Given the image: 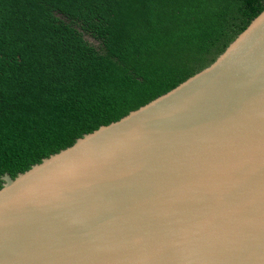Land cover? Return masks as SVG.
<instances>
[{"label":"water","instance_id":"1","mask_svg":"<svg viewBox=\"0 0 264 264\" xmlns=\"http://www.w3.org/2000/svg\"><path fill=\"white\" fill-rule=\"evenodd\" d=\"M0 180V264H264V8L206 67Z\"/></svg>","mask_w":264,"mask_h":264},{"label":"trees","instance_id":"2","mask_svg":"<svg viewBox=\"0 0 264 264\" xmlns=\"http://www.w3.org/2000/svg\"><path fill=\"white\" fill-rule=\"evenodd\" d=\"M263 8L264 0H0V177L175 87Z\"/></svg>","mask_w":264,"mask_h":264},{"label":"rangeland","instance_id":"3","mask_svg":"<svg viewBox=\"0 0 264 264\" xmlns=\"http://www.w3.org/2000/svg\"><path fill=\"white\" fill-rule=\"evenodd\" d=\"M84 39H85L88 43H90L91 45L96 46V42L93 41L90 37H88V36H84Z\"/></svg>","mask_w":264,"mask_h":264}]
</instances>
